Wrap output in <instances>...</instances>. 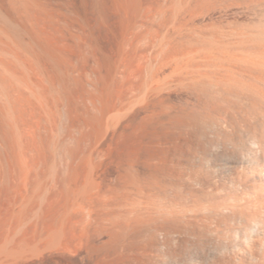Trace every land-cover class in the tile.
<instances>
[{
  "label": "rangeland",
  "instance_id": "obj_1",
  "mask_svg": "<svg viewBox=\"0 0 264 264\" xmlns=\"http://www.w3.org/2000/svg\"><path fill=\"white\" fill-rule=\"evenodd\" d=\"M59 1L0 6V89L16 96L18 82L25 86V136L19 144L13 128L12 149L39 204L17 228L0 222V264H11L13 240H35L19 257L69 253L41 264H95L80 241L118 236L154 240L152 264H264V225L257 226L254 208L264 186L255 188L243 170L251 166L248 149L264 166V0H162L161 34L117 62L110 46L86 47L51 28L55 38L47 36L40 7L52 3L64 13ZM156 93L166 100L162 110L146 112ZM8 107L20 116L19 105ZM223 142L238 161L218 171ZM58 205L68 211L49 229ZM96 212L105 218L88 226L87 214ZM232 212L223 227L236 254L228 263L217 239L220 213Z\"/></svg>",
  "mask_w": 264,
  "mask_h": 264
},
{
  "label": "bare ground",
  "instance_id": "obj_2",
  "mask_svg": "<svg viewBox=\"0 0 264 264\" xmlns=\"http://www.w3.org/2000/svg\"><path fill=\"white\" fill-rule=\"evenodd\" d=\"M49 1H51V0H45V2L47 4ZM62 1H63L62 2L63 3L62 9L65 11L64 13L60 12L59 9L58 10L54 9L55 7L50 8V6H57L56 4L55 5H51L52 3L50 5L43 4L40 7V9L43 8V10H44L43 14H42V18L40 20L43 22V25H44L43 29L46 31V33H48L47 36L55 38V35H53L49 31V29L51 28L53 30L55 29L59 33L64 32V33L71 35V37L75 43L82 44L83 46L85 45L86 47L88 46L90 48L95 47V49L96 48L102 49L104 47L110 46L119 53L117 58L113 57V59L116 62L119 61L118 58H119L120 54L127 53L128 51L135 49L137 46H139L141 44L150 43L156 37H158L161 34V32L157 31L155 28L157 25V18L160 15L159 13L160 12H161V14L163 13L162 12V3L164 1H162V0H160V1H158V0H62ZM18 2H19V0H0V6L7 9L8 7H10V6H8V4H11V3L18 4ZM59 2H58V6H59ZM42 3H43V1H42ZM29 4H30V2H29ZM37 5L39 6V4H37ZM29 6L31 7V6H33V4L32 5L30 4ZM34 6H36V5H34ZM43 6H45V9ZM15 7H17V5ZM21 7H23V6L21 5L20 9H21ZM5 9H3V10H5ZM10 9H12V8H10ZM25 9H28V11H29L28 6L26 8H24V10ZM35 9H36V7L34 8V10ZM40 9H39V11H40ZM14 11L15 10H13L11 13H13ZM8 12L10 13V11H8ZM26 12H27V10H26ZM32 12H33V10L31 9V13ZM41 12H42V10H41ZM41 12H40V14H41ZM10 15L15 16L13 14H10ZM17 16L19 17L18 12H17L16 17ZM36 16L35 17L32 16V17L36 18ZM38 17L40 18L41 15ZM183 20H184V15L182 13L180 16V22L182 23ZM16 22H18V21H16ZM146 39L148 41L144 42ZM43 48H44V50H46L48 53H50L52 55L53 60L58 61L60 59L57 54L48 51V49H49L48 46H47L48 49L45 46H43ZM108 60H109V57H103L104 62H107ZM2 79L3 78H0L1 81H2ZM19 79H20V81L22 80L21 78H19ZM21 82L23 83V81H21ZM18 83H19V85L17 84L18 85L17 89L14 87V89L17 92L16 96H11L8 93L6 88H4L5 90L0 89V222L5 223L7 225H10L11 227L12 226L13 227L20 226L23 223H25L28 220L29 211L31 209L37 208L36 206L39 205L37 202L38 201L37 200V198H38L37 194H34L32 197H29V195H28L29 193H27L28 187L26 188L27 184L25 182L26 180L24 179V174L22 173L23 171L21 170L22 168L19 167L20 162H19V160H17L18 158L16 159V157L14 155L15 152H13V149H12L14 147V145L12 144L13 141L16 143L15 139H13L12 137L15 138L17 136V135L14 136L12 134V133H15V132H13L14 129H18V132L20 135L19 144H22V139L25 136L24 135L25 132H24V128H23V126H24V124H23L24 123L23 122L24 121V119H23L24 115L22 113V112H24L23 110L25 107L24 98H23V95L25 93V88H24L25 86L20 82H18ZM1 84H3V83H1ZM137 89L139 90V88H137ZM15 90H12V91L14 92ZM10 91L11 90H9V92ZM133 92L136 93L135 90ZM164 99H165L164 96H162L160 93L152 94L148 97L147 103L143 109H145V111L147 110L149 112H151V111L154 112L155 110H157V108H159L161 106L163 107L164 102L166 101V100L164 101ZM8 103H10V104L14 103V105H16V108L18 105L21 107V109H20L21 114L19 113L20 116L18 118L16 116L17 111H16L15 115L13 114L14 116H16V118L11 116L12 114H10ZM23 104H24V107H23ZM161 104H163V105H161ZM20 107H18V108H20ZM159 109L162 110L161 108H159ZM14 110H16V109H14ZM14 110L12 113L15 112ZM145 111H143V112H145ZM153 112L151 114H153ZM162 112H165V111L163 110ZM154 113H159V110H157V112H154ZM161 114H163V113H161ZM155 116H157V115H155ZM159 116H161V115H159ZM152 117H154V115L151 116V119H152ZM15 120H17V121H15ZM16 122H17V126L15 125ZM15 127H17V128H15ZM122 128H123V126H122ZM124 130L125 129H123V131ZM188 139H187V142H189ZM224 143L225 142H223L221 144V148H222V150L220 152L221 159H220V163L217 164L218 171H221L223 168H225L224 167L225 165H227L229 163L234 164V163H236V161H238L237 160L238 158L236 157L237 152L235 150V147H234V151L233 150L227 151V149L224 146ZM12 145H13V147H12ZM15 146H17V145H15ZM18 146H20V145H18ZM22 147H24V146H21V148H20L21 150H22ZM20 149H18V150H20ZM23 150H24V148H23ZM14 151H15V149H14ZM125 151L127 152V149ZM133 152H134V150H133ZM135 152H137V150ZM140 153L141 152H139V155H140ZM247 153L249 155V157H247V159H248V162L250 163L251 166L250 167L244 166L243 170L245 171V175L249 174L251 177H253L255 188H261L260 186H264V166H263V164H261L256 159L254 150L248 149ZM20 154H22V153L20 152ZM20 154H19V158H20ZM137 154H138V152H137ZM124 155L126 157V153ZM136 156L138 157V155H135V157ZM130 158H132V156H130V157H128V159L127 158L126 159L129 161ZM133 159H135V158H133ZM131 161H132V159L129 162L131 163ZM208 177H210V176H208ZM222 178H223L222 175H220V177L218 179H222ZM240 186L244 187L242 184ZM234 187H236V186H234ZM96 193L97 192H95V194L93 195L94 197H96ZM97 194H98V196H100L99 193H97ZM263 197H264V194H259V193H257L254 197V201L256 202V203L253 202L254 208L259 209V217H257L255 219L257 226L264 225V219H263L264 206H262L264 204H261L263 202H260V200H259L260 198L262 199ZM251 200H252V198H251ZM63 203L66 204V201H64ZM246 203L248 204V202H246ZM68 204L66 206H68ZM65 208L66 207H62V209H65ZM66 209H68V208H66ZM60 210H61V208H59V205H58V210H55L56 212H53L54 213L53 214L54 220L51 221L52 224L54 223V225L51 224L49 229L51 227H57L56 225H59L57 223L58 218L60 216H63L64 213L66 211H68V210H64L65 212H63V210H61V212H63V213H61V212H59ZM57 211L59 213H57ZM56 214H58L60 216H58V218H57ZM54 215H55V217H54ZM87 215L89 216V219H88L89 223L87 224L88 226H91L92 224L95 223V221L93 223V221L91 219L97 220L96 223L98 226L99 225L98 221L101 219L103 220V218H105L104 213L102 214L99 212H96L94 214L89 213ZM235 215L236 214H234V212L226 213V214L220 213L221 219H220V223H219V231H218V239H217L218 240V250L222 254L223 253L230 254V256H227V257L225 256L222 259V262H226L228 260V263H230V261L232 259L236 258V254H234V252H230L231 248L226 245L227 236L225 234V230L223 229V227L226 226L228 220L230 222V220L232 218H234ZM249 217L254 218V214L250 213ZM50 218L52 219V216ZM50 218H49V220H50ZM64 218H66V217H64ZM244 218L247 220L246 216H244ZM40 222H41V220H40ZM40 222H38L39 223L38 225H40ZM66 222L67 221H65V223ZM41 224H42V222H41ZM64 225H66V224H64ZM102 225H100V226H102ZM133 225L134 224H132L131 226L133 227ZM60 227H61V225H60ZM105 227H106V225H105ZM105 227H103V228H105ZM115 227H116V225H115ZM85 228H87V227H85ZM44 230H45V228H44ZM109 230H110V228H109ZM52 231H55V229ZM49 232H50V230H49ZM86 232H87V230H86ZM149 232H151L150 229H149ZM113 234L115 236V233H113ZM121 235L124 236L123 233H121ZM118 237L120 238L122 236H118ZM119 238H118V240H81L79 244H81L82 242H84V244H81L82 247L80 245L79 246L77 245V246L80 247L81 250L83 249L84 250L83 252L86 253V255H88L89 257H94L93 258L94 261L96 260L95 261L96 263L94 262L95 264H152L153 260L151 259V255H150L151 253L150 252L152 251L151 247L153 245L154 240H119ZM248 240H250V239H248ZM31 241L35 242V240H30L28 242H26V240H13V242L11 244L12 246L10 245L12 248H10V249H12V252L16 251V250L19 252L20 247L21 248L23 247L22 250L24 251V253H27V251L25 252V249L28 250V248H29L28 245L32 243ZM42 241H44V240H42ZM42 241H40L41 246L43 243ZM46 241H48V240H46ZM62 242H66V241H62ZM67 242H69V241H67ZM46 244H47V242H46ZM43 245H45V243ZM78 247H77V249H79ZM45 248L47 249L48 247H45ZM43 250L45 251V249H43ZM43 250H42L41 254L39 253V255H37V257H33L32 259L28 254H24L23 251H21L22 252V254H20L21 257H19L17 255L19 253L16 251L14 253L15 255L13 254L12 255L13 257H10L11 258L10 259L11 264H41L46 259H48L49 257H51L53 255H59L60 257H62V256L64 257V256H67L66 253L68 252L67 250H66L67 252H65V249H64V251L52 249V251L49 250L50 252L47 253V250H46V253H44ZM10 252H11V250H10ZM12 252H11V254H12ZM80 252H82V251H80ZM67 254H69V253H67ZM240 261L242 262V260H240ZM29 262H31V263H29Z\"/></svg>",
  "mask_w": 264,
  "mask_h": 264
}]
</instances>
